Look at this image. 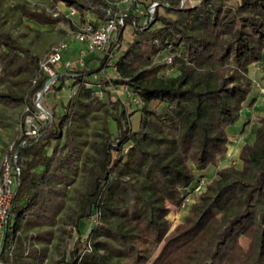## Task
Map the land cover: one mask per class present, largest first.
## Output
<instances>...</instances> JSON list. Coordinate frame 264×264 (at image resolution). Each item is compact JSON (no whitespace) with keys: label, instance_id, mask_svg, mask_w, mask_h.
Masks as SVG:
<instances>
[{"label":"trees","instance_id":"16d2710c","mask_svg":"<svg viewBox=\"0 0 264 264\" xmlns=\"http://www.w3.org/2000/svg\"><path fill=\"white\" fill-rule=\"evenodd\" d=\"M230 1L198 0L180 7L179 0H163L173 18L155 10L152 21L144 24L140 15L122 13L117 40L126 25L134 36L115 60L124 79L113 83L126 84L139 96L137 130L125 126L116 100L101 101L94 84L84 80V75L101 69L103 58L85 72H54L46 90L71 79L84 100L74 98L68 116L47 107L41 95L38 103L45 120L34 135L15 133L12 148L5 150L19 173L3 231L1 264H37L41 258L36 250L23 257L19 230L58 223L79 234L80 223L94 212L98 218L86 237L80 240L79 234L68 252L51 264H264V110L256 119L253 141L238 152L240 168L215 169L182 221L170 229L166 218L168 206L178 207L188 198L203 170L224 154L226 128L244 106L255 103L249 98L252 80L247 69L264 51V0ZM49 2L55 8H73L83 22L87 12L93 13V26L114 11L107 0ZM20 12L33 25L50 27L65 18L60 10L53 16L25 5ZM115 47L116 42L110 44ZM165 48L174 71L162 78V61L150 62L148 57ZM21 72L31 77L25 94L0 93V104L23 103V126L27 114L38 112L37 93L50 76L39 68L36 54L0 30V82ZM261 80L264 84V65ZM153 101L161 107H151ZM94 109L103 110L101 132L97 140H87L75 120L83 121ZM70 117L74 125H67ZM107 117L114 121V135ZM78 172L83 187L73 190L76 207L60 217L65 190ZM240 236L249 238L245 248ZM50 237L49 230L36 235L46 242Z\"/></svg>","mask_w":264,"mask_h":264},{"label":"rangeland","instance_id":"374dc122","mask_svg":"<svg viewBox=\"0 0 264 264\" xmlns=\"http://www.w3.org/2000/svg\"><path fill=\"white\" fill-rule=\"evenodd\" d=\"M151 1H157L159 4L163 2V0H131L128 7L125 8L127 6L126 3H121L119 0H107L109 6L113 8L117 15L120 16L122 13L126 12L134 16L140 15L141 17H143L147 3ZM197 1L198 0H187L185 6L194 5ZM234 1L235 0H231L230 3L233 4ZM21 5L28 6L29 8L35 10L42 9L51 14L55 10V7L49 2V0H0V30L8 32L20 44L24 45L29 49V51L36 54L38 60L41 59L52 44L62 39L67 40L69 33L76 30L77 27L84 21L79 19L78 16L74 14L60 19L50 27L29 24L21 15ZM156 11L161 16L173 18V15L166 13L162 6H158ZM157 25L158 23H155L152 27H156ZM133 36V28L126 25L122 29L119 39L117 40V37H115L112 43L116 42V47L114 49L116 56L131 43ZM144 44L145 42H139L140 46H143ZM79 47L80 46L76 44V42H68L67 48L62 53L63 61L67 60L73 63L77 56L75 52H79L77 49ZM167 54H169V50L168 48H165L158 54L149 56L148 59L150 62L160 63L162 58ZM102 58V53H95L93 57L84 62L82 66L75 67L74 69L84 72L91 70L92 68L97 67ZM263 65L264 51L262 53L261 60L257 62V64H254V67L251 69L252 73L249 75V78L252 80V89L249 98L254 97L255 103L252 106H244L239 112V118L232 125L226 128L229 138V142L226 145V151L218 158L215 165H209L203 170L201 173L202 175L199 176L197 185L190 192V195L186 199L183 207L168 206L169 212L166 218L170 222V229L182 221L192 203H194L196 195L204 189L205 184L213 177L215 169L230 165L237 169L240 168L238 152L243 144H249L253 141L254 131L257 127L256 119L262 115L264 110V84L261 80V68ZM65 69L67 68L63 66L62 62L53 66L54 72H63ZM104 72L107 73H102L98 70L92 74L84 75L83 77L84 80H87L92 84L100 83L103 86V96L100 100L105 101L106 98L112 101L116 100L119 104V109L124 111L125 117L123 121L125 126L132 131L137 130L141 115L140 104L135 105L126 101L124 98V102L120 103V92L118 91V93H116L112 91L113 88L117 89V86L113 83L109 70L104 69ZM30 80L31 77L24 72L10 76L7 80L0 82V93H10L15 96L23 95L29 86ZM83 86L87 87L89 86V83H83ZM76 97L84 100L81 96L79 86L73 85L71 79H66L63 85L56 83L53 87L44 90L42 93V100L47 107L54 106L56 111L64 112L68 116H71L72 114L70 103H72ZM150 106L156 108L161 107V105H158L155 101L151 102ZM23 110V103L15 105L0 104V152H5L15 133H19V118ZM102 116V109H94L89 113H85L83 121H78L77 119L75 120L77 122L76 128L82 131L83 138L87 140H97L99 138L98 134L101 132ZM72 118H69L67 125L73 124L74 120ZM248 119L249 122L245 123ZM40 122H42V120H40ZM106 122L109 132L114 135V121L107 117ZM83 148L85 150L88 149L87 146H84ZM73 177L74 179L72 184L65 190V203L63 209L59 213L60 217L76 207L73 190L75 188L79 189L83 187V177L81 172H78ZM86 226V221L80 223V237L84 236ZM45 230H49L51 232L50 240L47 242L36 238L38 233ZM79 234L75 232L73 233V230L69 227L65 228V230L61 229L58 223L54 226L21 229L19 230V236L22 242L23 257H27L31 250H36L41 256V258L38 259L37 264H51L53 260L63 257L66 249L71 244L72 239L79 237ZM248 241L249 238L247 236L239 237V242L244 248L247 246Z\"/></svg>","mask_w":264,"mask_h":264},{"label":"built area","instance_id":"2783aa9c","mask_svg":"<svg viewBox=\"0 0 264 264\" xmlns=\"http://www.w3.org/2000/svg\"><path fill=\"white\" fill-rule=\"evenodd\" d=\"M131 0H119L121 3L128 4ZM187 0H179V6H185ZM158 6L167 7L168 5L164 2L159 4L157 1L148 2L143 17H141L142 23H149L152 21V16ZM59 11L58 8L52 12V15L55 16ZM76 12L73 8H67L65 12H63L65 17H69L74 15ZM126 13V12H125ZM121 16V15H120ZM119 15L116 14L115 11L111 12V15L102 21H99L96 26H93L90 22L85 21L80 26L77 27L76 30L71 31L68 35L67 40H59L52 44L47 52L38 60L39 68L47 73L50 77H54L53 66L57 65L59 62L63 63L65 68H75L82 66L84 64V55L85 53L99 52L102 53L104 64L101 67L100 71L102 73L105 70H109L110 77L113 80L124 79L120 76L119 72L115 66L116 53L115 48H110V44L116 37L118 25H122V19ZM68 42H76L83 46V50L79 51L74 62L71 63L67 60L63 61L62 53L67 48ZM163 68L160 71V76L162 78L169 76L174 69L173 59L170 54H167L162 58ZM257 64V63H256ZM34 80L32 81V83ZM49 84V83H48ZM48 84H44L43 90H46ZM94 95L98 98L103 96V86L100 83H95L94 85ZM116 88H113L112 91L118 93L120 92L119 101L123 103V98L135 105L141 104V100L139 96L130 90L126 84H116ZM115 87V86H114ZM39 93H37L38 98ZM38 109L36 113H29L23 119V126L20 125V130L18 135H34L37 131V128L43 123L46 118V112L39 105V103H35ZM24 110L26 108L24 107ZM42 120V122H40ZM36 123H34V122ZM20 124V123H19ZM27 126V127H26ZM13 142L7 146L6 150H10L12 148ZM129 147V142H126L123 146V150L126 151ZM19 170L16 166H12L9 161V157L7 152H0V250L2 248V238L3 231L6 226V222L8 218H10V203L12 196L14 194V190L17 186V175ZM187 197L180 203L178 207H183ZM98 213L94 212L91 214L85 221L87 223L86 232L83 237H80V240L86 237V233L88 232L90 226L97 220ZM19 234V232H17ZM73 238V237H72ZM71 238V239H72ZM76 239V238H75ZM66 249V252L70 249L73 241ZM12 249V245H10V249ZM1 264V262H0Z\"/></svg>","mask_w":264,"mask_h":264},{"label":"crops","instance_id":"0c3cea01","mask_svg":"<svg viewBox=\"0 0 264 264\" xmlns=\"http://www.w3.org/2000/svg\"><path fill=\"white\" fill-rule=\"evenodd\" d=\"M56 8H58L60 11H62V12H65L66 11V8H64V7H62L61 5H56ZM85 19L87 20V21H89V22H94L95 21V15L93 14V13H91V12H87L86 14H85ZM98 24V23H97ZM76 44H78V43H76ZM80 47L79 48H77L78 49V51H81V50H83V46L81 45V44H78ZM95 53H99V52H92V53H85V55H84V61L86 62L89 58H91V57H93V55L95 54ZM75 54H78L77 52H75ZM254 64L255 63H252V64H250L249 66H248V69H247V75L249 76L250 75V73H252L251 72V69L254 67ZM94 66V65H93ZM96 66V65H95Z\"/></svg>","mask_w":264,"mask_h":264},{"label":"water","instance_id":"95a60500","mask_svg":"<svg viewBox=\"0 0 264 264\" xmlns=\"http://www.w3.org/2000/svg\"><path fill=\"white\" fill-rule=\"evenodd\" d=\"M53 79H54V77H50V78L46 81L45 84L50 83ZM43 91H44V90L42 89V90L39 92L38 98H36V102H37V103H38V101H39V97L42 95Z\"/></svg>","mask_w":264,"mask_h":264}]
</instances>
